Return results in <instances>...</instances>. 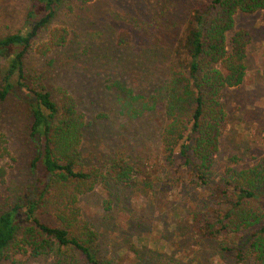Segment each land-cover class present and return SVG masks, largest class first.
I'll use <instances>...</instances> for the list:
<instances>
[{
	"label": "rangeland",
	"instance_id": "rangeland-1",
	"mask_svg": "<svg viewBox=\"0 0 264 264\" xmlns=\"http://www.w3.org/2000/svg\"><path fill=\"white\" fill-rule=\"evenodd\" d=\"M209 1L66 0L23 58L27 85L60 88L84 116L80 166L96 167L105 178L79 194L74 205L96 233L101 262L233 264L236 259L234 250L223 248L234 246L233 240L199 236L192 215L215 205L213 188L227 169H243L264 154V9L236 11L226 33L246 35L245 75L239 85L222 90L225 118L208 185L182 164L178 148L173 162L165 159V119L151 101L178 61L174 50L194 9ZM29 7L28 0H0V37L26 27ZM53 28L63 29L65 38L51 47ZM4 67L0 58V71ZM30 120L24 92L13 90L0 104V210L35 185ZM118 165L131 166L126 182L109 179ZM52 208L39 209L41 221L56 224ZM21 238L19 231L0 264H86L64 248L33 255ZM242 263L258 264L248 257Z\"/></svg>",
	"mask_w": 264,
	"mask_h": 264
},
{
	"label": "trees",
	"instance_id": "trees-1",
	"mask_svg": "<svg viewBox=\"0 0 264 264\" xmlns=\"http://www.w3.org/2000/svg\"><path fill=\"white\" fill-rule=\"evenodd\" d=\"M28 1L26 27L0 37V58L5 59L0 71V104L13 90L24 92L31 118L27 135L36 139L31 165L37 177L29 193L0 210V260L20 231L22 242L33 255L64 248L76 252L86 264H108L99 259L96 233L78 216L74 205L79 194L91 191L105 178L96 167L80 166L84 116L60 88L27 85L23 67L32 40L66 0ZM258 9H264V0H210L194 9L174 50L178 61L165 84L151 95L165 119L161 130L165 159L173 162L178 148L182 164L193 170L202 186L210 182L223 128L222 90L239 85L245 75L246 35L236 31L227 38L226 33L233 29L236 11ZM64 38L63 29L53 28L47 45L58 46ZM116 167L109 179L129 180L131 166ZM3 175L0 168V177ZM213 192L215 205L194 212L192 229L206 239L224 235L226 242L233 240L234 246L223 247L234 250L233 264H243L245 257L264 264V154L243 169H227ZM45 207L56 210V224L38 217L39 209Z\"/></svg>",
	"mask_w": 264,
	"mask_h": 264
}]
</instances>
